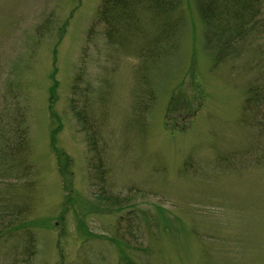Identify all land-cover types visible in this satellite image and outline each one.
I'll use <instances>...</instances> for the list:
<instances>
[{"label": "rangeland", "instance_id": "1", "mask_svg": "<svg viewBox=\"0 0 264 264\" xmlns=\"http://www.w3.org/2000/svg\"><path fill=\"white\" fill-rule=\"evenodd\" d=\"M172 1L113 43L101 0H0V264H264V23L219 58Z\"/></svg>", "mask_w": 264, "mask_h": 264}, {"label": "trees", "instance_id": "2", "mask_svg": "<svg viewBox=\"0 0 264 264\" xmlns=\"http://www.w3.org/2000/svg\"><path fill=\"white\" fill-rule=\"evenodd\" d=\"M139 1L101 0L96 8L91 28L94 27V24L101 23L104 35L113 43L119 41L121 34L132 26L133 10ZM161 4L164 5V0ZM263 8L264 0H201L200 11L203 21L209 30H214L213 36L210 35L208 41L215 43L218 47L217 57L222 58L226 57L228 53H235L236 50L232 45H242L251 37L252 33H258L259 27L264 23ZM79 73L76 74V77H81ZM252 91L254 93L250 91L248 95L250 98L247 96L246 102L251 103V100H254L256 104L261 103V106L264 107V90L262 94V90L255 86ZM88 92L86 90L79 91V94L86 96ZM101 167L102 160L99 158V161L94 163L95 171ZM26 241L27 245L20 247V251L18 245H15L13 261L9 264H30L35 253L31 234L28 235Z\"/></svg>", "mask_w": 264, "mask_h": 264}]
</instances>
